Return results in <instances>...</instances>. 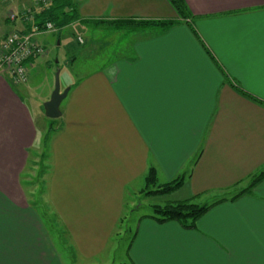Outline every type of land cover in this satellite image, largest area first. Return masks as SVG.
I'll return each mask as SVG.
<instances>
[{"label":"crops","instance_id":"0c3cea01","mask_svg":"<svg viewBox=\"0 0 264 264\" xmlns=\"http://www.w3.org/2000/svg\"><path fill=\"white\" fill-rule=\"evenodd\" d=\"M73 1L91 23L174 25L133 27L130 48L100 66L74 50L78 22L36 38L48 54L29 65L27 84L0 74V264H264V180L232 199L264 170V0H184L185 20L169 0ZM34 2L0 0V13ZM82 57L92 71L72 70ZM41 63L69 93L39 204L23 178L54 91L34 99ZM152 168L158 184L184 177L169 202L211 207L193 227L140 215L117 262L128 194Z\"/></svg>","mask_w":264,"mask_h":264},{"label":"rangeland","instance_id":"374dc122","mask_svg":"<svg viewBox=\"0 0 264 264\" xmlns=\"http://www.w3.org/2000/svg\"><path fill=\"white\" fill-rule=\"evenodd\" d=\"M26 2V1H25ZM21 6L24 5V3H20ZM39 0H36L34 2L33 6H30L27 9H23L20 11V9H17V6L14 7H7L3 12L0 13V45L2 43L3 37L8 33L5 32V25L3 24V21L5 19H8L12 24L13 27L18 23L22 29L24 26L22 22L19 21H11L12 15H20L23 11L25 13H29L30 11L35 14L40 10L39 7ZM20 6V7H21ZM75 25L76 23H73ZM71 24V25H73ZM70 26V25H69ZM79 27L75 28L78 31L80 39L82 40V45H75L74 50L77 52L78 50H86L93 54V60L94 62L92 64H98L103 65L104 62H106L108 59H113V56L116 54H119L118 51L121 49L122 51L127 47L130 48V43L132 36L134 35V32L129 27H122L120 29L107 31L101 28H97L94 26H85L79 23L77 25ZM80 28V29H79ZM12 29V28H11ZM15 30L12 29L11 32ZM19 30V29H17ZM59 29H57L58 32ZM87 30V32H85ZM56 32V33H57ZM9 34V33H8ZM49 34H55V33H49ZM40 37V36H39ZM38 37V38H39ZM42 37L40 38V40ZM121 46V48H120ZM47 50V49H46ZM63 56V54L60 52L58 57ZM57 57V51L52 50L50 54V59L53 60V58ZM91 57H82L78 58L77 63H75V67L72 66V70L78 71L82 70L83 73L92 71L94 67L88 68L87 59ZM89 59L88 61H90ZM53 67H56V64H52ZM95 65V66H96ZM42 66V67H41ZM41 70L38 71L34 78L32 83V94L34 96L35 100H41V98H44L47 96L51 90L53 91L55 88V82H56V73L53 68L47 67L45 63H41ZM76 68V69H75ZM70 71V70H69ZM73 72V71H72ZM74 73V72H73ZM60 87L61 91H64L62 87V81L60 78ZM44 105V103H43ZM44 118L42 119V122L39 121L38 127L39 132L42 138L40 147L38 149V153L32 155L31 162L29 163V167L24 175L23 183L25 184L26 188H28V192L34 193L35 195L32 197L35 202H38L40 204L41 201L45 199L46 195V189H47V183L49 178V173L51 169L50 165V151H49V141L51 136L55 134L59 129V119L58 120H50L46 118V116L43 113ZM163 184H158L157 187L161 186ZM157 189V188H156ZM154 190V189H153ZM150 190L147 189L146 183L142 184V189L138 190L137 192H130L127 197V203H126V211L125 216L121 220V223L118 225V230L113 236L112 240V250H116L117 248V262L125 258L126 252H128L130 243L132 242V237L134 235L135 229H136V222L140 215L148 214L152 215V209L155 206L164 207L167 204H171V202L168 201V195L167 196H155V195H149ZM44 198V199H43ZM127 257V256H126Z\"/></svg>","mask_w":264,"mask_h":264},{"label":"trees","instance_id":"16d2710c","mask_svg":"<svg viewBox=\"0 0 264 264\" xmlns=\"http://www.w3.org/2000/svg\"><path fill=\"white\" fill-rule=\"evenodd\" d=\"M50 5L48 7H43L42 4L39 5L41 8L35 14V24L42 28L47 22L53 23L55 27L59 30L73 24L81 23L85 26H94L104 30L114 31L122 27H144V26H156L159 29H167L174 25V22H161V23H149V22H129V21H118V22H107V21H95L93 23L89 21H83L78 12V6L73 0H50ZM171 5L175 8L177 15L182 20L190 18V13L188 7L186 6L184 0H169ZM264 180V170L254 176L246 189L242 190L234 198L242 196L247 191L254 188L257 184ZM184 177H179L178 179L163 184L157 187V174L155 169H150L146 179V187L150 190L149 195L155 196H169L183 187ZM157 188V189H156ZM154 189V190H153ZM224 200L215 201L212 205H216ZM211 205H198L192 201H181L175 203H169L164 207L155 206L152 209L151 217L155 219L158 223H167L176 221L181 223L185 227H193L196 221L202 217Z\"/></svg>","mask_w":264,"mask_h":264},{"label":"built area","instance_id":"2783aa9c","mask_svg":"<svg viewBox=\"0 0 264 264\" xmlns=\"http://www.w3.org/2000/svg\"><path fill=\"white\" fill-rule=\"evenodd\" d=\"M50 0H39L43 7L50 5ZM11 21H21L23 28L13 30L0 45V74L8 75L17 86L28 83L29 65L39 59H44L48 52L45 47L37 42V37L43 34L56 33L57 28L53 23L47 22L42 28L34 21L31 11L20 15H12ZM82 42V40L80 39Z\"/></svg>","mask_w":264,"mask_h":264},{"label":"water","instance_id":"95a60500","mask_svg":"<svg viewBox=\"0 0 264 264\" xmlns=\"http://www.w3.org/2000/svg\"><path fill=\"white\" fill-rule=\"evenodd\" d=\"M69 89L61 91L59 72L56 73V82L54 91L50 97V100L44 104V113L46 118L50 120H58L62 116L61 105L67 98Z\"/></svg>","mask_w":264,"mask_h":264}]
</instances>
